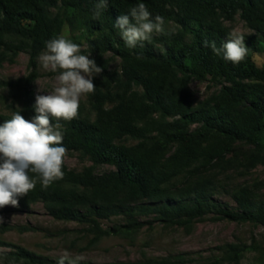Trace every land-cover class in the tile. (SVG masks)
<instances>
[{
  "label": "trees",
  "instance_id": "16d2710c",
  "mask_svg": "<svg viewBox=\"0 0 264 264\" xmlns=\"http://www.w3.org/2000/svg\"><path fill=\"white\" fill-rule=\"evenodd\" d=\"M141 2L153 17L160 15L165 24L174 22L179 29L154 33L150 41L129 48L114 25ZM94 8L95 0H0V68L26 52L36 69L46 41L63 35L69 26L80 33L65 37L103 69L93 77L95 92L80 104L78 117L61 121L67 153L80 152L93 165L76 171L68 167L65 156L63 179L46 189L38 182L19 198V206L42 203L57 220L92 224L96 239L135 234L145 223L143 217L192 227L218 215L264 227V196L257 187L235 186L229 194L237 207L231 208L214 200L215 183L203 175L242 142L256 148L245 158L247 165H264V66L254 60L255 53L264 52V0H109L98 19ZM237 14L255 34L244 38L248 54L234 65L215 55L204 41L221 46L229 36L224 21ZM114 58L120 59L119 70L110 68ZM36 78L33 71L15 81L0 79V90L19 92L18 105L9 114L0 113V123L20 109L25 119L37 115ZM192 80H210L220 88L196 104L188 88ZM126 140L136 143L128 145ZM99 166L111 169L98 174ZM113 216H125L127 223L103 231L99 220ZM7 245L15 250H0V261L37 263L33 253L0 240V247ZM250 248L221 246L223 256L215 264H240ZM184 261L179 254L106 264Z\"/></svg>",
  "mask_w": 264,
  "mask_h": 264
},
{
  "label": "rangeland",
  "instance_id": "374dc122",
  "mask_svg": "<svg viewBox=\"0 0 264 264\" xmlns=\"http://www.w3.org/2000/svg\"><path fill=\"white\" fill-rule=\"evenodd\" d=\"M224 25L229 34L233 30L243 34L244 38L255 34L239 14L232 21H224ZM164 28L167 32H177L179 29L174 22L166 23ZM79 33L73 32L67 26L63 35L72 36ZM254 60L258 66L263 67L264 52L255 53ZM30 63L28 53H18L13 56V62L7 61L0 68V79L15 81L35 71V95L50 93L56 86L55 76L58 73L43 69L39 60L36 69L31 68ZM120 67V59H112L110 68L119 70ZM188 88L193 102L197 104L216 92L220 85L210 80H192ZM18 94L16 88L0 90V113H11L13 107L18 105L15 103ZM86 102L87 94L82 95L80 99V104ZM125 143L129 145L136 142L126 140ZM255 153L256 148L253 145L238 143L228 157L203 174L215 183L214 200L231 208L237 207L229 192L241 184L257 187L259 195L264 196V165L252 167L247 165L245 160L247 156ZM66 163L70 169L76 171L93 165V162L80 152L66 153ZM110 169V166H99L96 172L103 174ZM183 180L181 177L176 185L183 186ZM0 216L4 218V222L0 223V240L28 250L37 259V263L0 261V264H57L58 258L65 250L73 258L82 257L83 259L78 261L79 264L146 261L179 254L185 256L184 264H215V260L223 256L221 246L226 244H245L251 247L243 255L240 264H264V227L221 219L218 215H209L196 221L192 227L170 226L156 221L154 217H143L145 223L135 234L103 235L99 239H96L92 224L57 220L49 215L42 203L33 204L28 208L5 206L0 208ZM99 223L103 231H108L127 223V218L113 216L101 219ZM0 250L11 251L15 248L7 245L0 247Z\"/></svg>",
  "mask_w": 264,
  "mask_h": 264
},
{
  "label": "clouds",
  "instance_id": "9594fccd",
  "mask_svg": "<svg viewBox=\"0 0 264 264\" xmlns=\"http://www.w3.org/2000/svg\"><path fill=\"white\" fill-rule=\"evenodd\" d=\"M108 2L95 0V18H99ZM164 25V18L153 17L141 2L132 7L129 14L120 15L114 26L125 45L135 48L150 41L154 33L163 34ZM244 37L233 30L221 46L207 40L204 46L236 65L248 54ZM89 56L90 53L81 54V46L64 35L46 41L38 60L43 69L58 73L56 86L48 94L36 95L33 107L37 115L31 120L25 119L20 109L0 123V208L18 207L19 198L27 196L38 182L46 189L63 179L62 166L67 149L63 146L61 121L70 122L78 117L81 96L95 92L93 77L103 71ZM3 222L0 216V223ZM81 259L79 256L73 258L65 250L57 264H78Z\"/></svg>",
  "mask_w": 264,
  "mask_h": 264
}]
</instances>
